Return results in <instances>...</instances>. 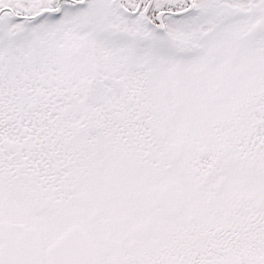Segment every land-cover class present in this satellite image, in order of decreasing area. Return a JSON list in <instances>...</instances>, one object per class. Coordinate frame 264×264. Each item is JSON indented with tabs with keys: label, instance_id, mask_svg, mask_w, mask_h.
<instances>
[{
	"label": "snow or ice",
	"instance_id": "1",
	"mask_svg": "<svg viewBox=\"0 0 264 264\" xmlns=\"http://www.w3.org/2000/svg\"><path fill=\"white\" fill-rule=\"evenodd\" d=\"M0 264H264V0H0Z\"/></svg>",
	"mask_w": 264,
	"mask_h": 264
}]
</instances>
